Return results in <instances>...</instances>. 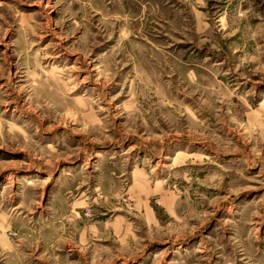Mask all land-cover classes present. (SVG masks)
I'll return each mask as SVG.
<instances>
[{
  "label": "rangeland",
  "instance_id": "obj_1",
  "mask_svg": "<svg viewBox=\"0 0 264 264\" xmlns=\"http://www.w3.org/2000/svg\"><path fill=\"white\" fill-rule=\"evenodd\" d=\"M206 1L0 0V264H264V0Z\"/></svg>",
  "mask_w": 264,
  "mask_h": 264
},
{
  "label": "crops",
  "instance_id": "obj_2",
  "mask_svg": "<svg viewBox=\"0 0 264 264\" xmlns=\"http://www.w3.org/2000/svg\"><path fill=\"white\" fill-rule=\"evenodd\" d=\"M196 1H197L198 5L203 3V0H196ZM207 1H208V0H207ZM207 1H206V4L209 5ZM209 1H212V0H209ZM219 1L222 3L221 8H223V5H224V9H225V10H226L227 7H229L230 5L233 4V1H232V0H219ZM240 1H241V2H244L245 0H240ZM257 1H258V0H257ZM263 2H264V1H263ZM209 6H210V5H209ZM202 7H203V6H202ZM210 8H211V6H210ZM211 10H212V8H211ZM218 12H220V14L222 13L220 10H218Z\"/></svg>",
  "mask_w": 264,
  "mask_h": 264
}]
</instances>
